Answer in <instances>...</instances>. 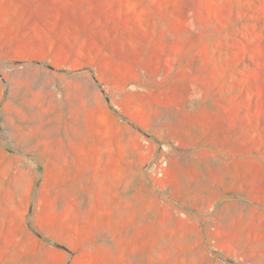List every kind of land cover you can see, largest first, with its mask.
Listing matches in <instances>:
<instances>
[{
    "label": "rangeland",
    "instance_id": "374dc122",
    "mask_svg": "<svg viewBox=\"0 0 264 264\" xmlns=\"http://www.w3.org/2000/svg\"><path fill=\"white\" fill-rule=\"evenodd\" d=\"M0 264H264V0H0Z\"/></svg>",
    "mask_w": 264,
    "mask_h": 264
}]
</instances>
